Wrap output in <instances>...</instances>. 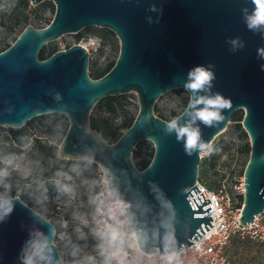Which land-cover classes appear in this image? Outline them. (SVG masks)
Listing matches in <instances>:
<instances>
[{
	"label": "water",
	"instance_id": "95a60500",
	"mask_svg": "<svg viewBox=\"0 0 264 264\" xmlns=\"http://www.w3.org/2000/svg\"><path fill=\"white\" fill-rule=\"evenodd\" d=\"M42 1L31 0L33 4ZM53 1L56 11L46 26L27 25L0 51V126L20 128L38 115L64 114L70 122L63 138L65 154L93 146V136L82 131V126L89 127L94 136L110 145L105 156L116 152L117 166L144 173L145 192L147 181L153 180L174 199L181 220L191 221L190 228H181L178 234L187 243L198 230L200 236L205 233L202 223L207 230L214 225L211 215L201 214L212 209L210 199L203 192L193 197L195 209L188 195L201 190L195 185L201 157L187 156L174 134H163L168 120L156 114L155 105L166 91L183 88L190 69L213 63L217 77L213 92L231 98L233 107L225 110V121L218 127L201 124L202 137L213 142L227 128L234 112L245 109L242 124L250 136L251 153L244 170L246 191L240 220L252 222L264 209V71L260 68L264 60L257 57L264 39L244 23L241 10H252L250 0ZM152 4L162 8L163 14L150 12ZM147 16L153 21L158 18L159 23L149 24ZM91 25L106 27L120 39L116 62L103 76L90 75L89 50L81 43L41 58L48 42ZM236 37L245 47L231 52L227 41ZM131 91L138 95L139 111L132 125L110 142L92 126L93 108L105 96ZM54 93L62 99L56 101ZM145 139L153 141L155 152L149 165L140 169L133 160L134 149ZM30 206L21 199L7 221L0 224V264H17L27 229L34 226Z\"/></svg>",
	"mask_w": 264,
	"mask_h": 264
},
{
	"label": "clouds",
	"instance_id": "9594fccd",
	"mask_svg": "<svg viewBox=\"0 0 264 264\" xmlns=\"http://www.w3.org/2000/svg\"><path fill=\"white\" fill-rule=\"evenodd\" d=\"M250 2L251 11L241 10L244 23L264 39V0ZM148 10L163 14L155 4ZM146 20L159 23L151 16ZM227 43L231 52L245 47L239 37ZM257 57L264 60V47L257 49ZM215 68L209 63L188 71L183 84L190 93L188 104L162 129L165 136L175 135L189 157L198 154L203 158L213 153L214 143L203 139L200 125L218 127L225 121V110L233 107L231 98L213 92ZM260 68L264 71V63ZM54 99L60 101L62 97L54 93ZM183 117L186 119L181 123ZM82 131L93 136V146L86 145L76 154L63 152L62 137L48 140L56 148V158L69 162L67 170L55 172L53 181L64 197L57 207L58 216L50 212L48 190L39 178L43 173L41 161L27 155L33 140L22 137L19 154L0 149V224L7 221L24 195L32 202L29 212L34 226L27 229L17 264H185L188 251H201L199 230L187 243L180 240L181 228H190L191 221L181 220L174 199L160 184L148 180L145 192L141 170L130 172L117 166L118 153L104 155L108 142L94 136L87 126H82Z\"/></svg>",
	"mask_w": 264,
	"mask_h": 264
},
{
	"label": "rangeland",
	"instance_id": "374dc122",
	"mask_svg": "<svg viewBox=\"0 0 264 264\" xmlns=\"http://www.w3.org/2000/svg\"><path fill=\"white\" fill-rule=\"evenodd\" d=\"M25 0H0V49L8 44H12L20 32L29 24L36 27H43L53 18L56 5L53 0H44L38 4H33L29 0L28 5H24ZM106 27L91 25L82 28L76 33H66L55 40L48 42L41 50L44 55H48L53 50L65 49L73 44L81 43L89 50V73L95 68L105 69L111 62L117 59L120 52V39L113 33L103 30ZM108 29V28H106ZM40 52V55H41ZM190 93L184 88H174L162 94L155 105L157 115H162L165 119L170 120L174 113L182 112L183 106L189 99ZM115 96L121 97L125 102L123 108L119 109L114 117V125L129 124L139 111V101L136 92L131 91ZM105 115L103 109L95 105L92 115ZM245 109L240 108L232 115L227 128L219 133L213 141L214 146L218 147V152L210 156L201 158L199 162L198 176L211 188H218L222 183H226L228 188L236 193L237 185L240 184L244 177V170L250 158L251 140L248 132L242 124ZM43 115V114H42ZM38 115L30 119L24 126L14 128L9 125L0 126V149L6 152L20 153L22 137L35 138L41 137L42 142L47 147L56 148L48 143V140L55 136H60L62 125H58L49 136L41 124V116ZM12 129L18 130L13 134ZM125 129H120L119 132ZM143 145L144 152H151L155 146L149 139ZM37 151L28 152L32 159L41 160ZM148 156V155H147ZM53 165L52 162H48ZM68 162L61 165H53L50 170L51 175L46 173L50 168L42 165L43 173L39 177L44 186L47 188L49 197V209L52 215L58 216L57 211L60 200L64 197L57 192L55 184V172L64 169L67 170ZM36 186H33L35 191ZM31 205V200L27 195L22 198ZM228 264H264V248L245 240H232L228 247Z\"/></svg>",
	"mask_w": 264,
	"mask_h": 264
},
{
	"label": "built area",
	"instance_id": "2783aa9c",
	"mask_svg": "<svg viewBox=\"0 0 264 264\" xmlns=\"http://www.w3.org/2000/svg\"><path fill=\"white\" fill-rule=\"evenodd\" d=\"M196 184L201 190L192 196L190 193L188 195L195 209L197 207L193 197L203 192L206 199H210L212 209L201 214L211 215L213 219L210 221L214 225L207 230L202 223L205 231L201 235L202 250L198 252L192 248L188 251L185 255V264H228V247L235 239L248 240L264 248V209L254 216L252 222L244 224L240 220L246 191L244 177L237 185L236 193L232 192L226 183H222L218 188H211L199 176Z\"/></svg>",
	"mask_w": 264,
	"mask_h": 264
},
{
	"label": "trees",
	"instance_id": "16d2710c",
	"mask_svg": "<svg viewBox=\"0 0 264 264\" xmlns=\"http://www.w3.org/2000/svg\"><path fill=\"white\" fill-rule=\"evenodd\" d=\"M28 4H29V0H25L24 5H28ZM103 30L115 34V32H113L110 29L103 28ZM18 36H16V38ZM16 38H15V40H16ZM10 45L11 44H8L3 49H0V51L5 50ZM55 51H57V50L51 51L48 55H44L43 54L44 51H42L40 56H41V58H46V57L50 56L51 54H53ZM115 62H116V60L111 62L104 70L101 68H95L91 72L90 75L93 78H99V77L103 76L105 73H107L112 68V66L115 64ZM187 104H188V101L183 106L182 111L187 106ZM96 105H98L101 109H103L106 114L105 115H102V114L92 115L91 116L92 126L94 128H97L100 132H102V134L105 136V138H107L110 142L116 141L132 125L134 119L136 118V116H135L134 119L129 124L114 125V117H115L116 113L119 111V109L123 108L125 105V102L119 96H115V95L105 96V97L101 98L96 103ZM180 113H174L173 117L178 116ZM160 117L164 118L162 115H160ZM69 123L70 122H69L68 117L66 115L60 114V113L43 114L41 116V124H43L45 132L49 136H52L51 131L53 129H55L58 125H62V128L60 129L59 133H60V137L64 138V136L67 132V129L69 127ZM120 129H125V130L122 132H119ZM12 131H13V134L18 133V130H15V129H12ZM41 139L42 138L39 136H36L35 138H33V147H32L31 151L32 152L37 151L39 153L38 155H39V157H41V160H40L41 165H46L48 168H50L48 172H44V173H46L47 176H50L51 175L50 170L53 168V165L54 166L61 165L67 161L58 160L55 156L56 150L51 146L47 147L46 145H44ZM144 143H145V141H143V140L140 141L134 149L133 160H134L136 166L140 169H143L149 165V163L153 159L154 152H155V148L151 152H144L143 151ZM214 149L215 150L212 153L213 157L216 154V152H218V147L214 146ZM48 162H52L53 165L49 164Z\"/></svg>",
	"mask_w": 264,
	"mask_h": 264
}]
</instances>
